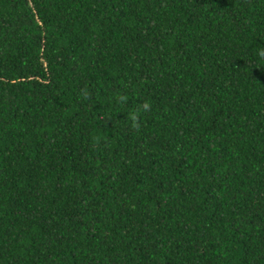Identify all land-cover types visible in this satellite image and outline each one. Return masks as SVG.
Listing matches in <instances>:
<instances>
[{"label": "trees", "instance_id": "obj_1", "mask_svg": "<svg viewBox=\"0 0 264 264\" xmlns=\"http://www.w3.org/2000/svg\"><path fill=\"white\" fill-rule=\"evenodd\" d=\"M0 264H264V0H0Z\"/></svg>", "mask_w": 264, "mask_h": 264}, {"label": "clouds", "instance_id": "obj_2", "mask_svg": "<svg viewBox=\"0 0 264 264\" xmlns=\"http://www.w3.org/2000/svg\"><path fill=\"white\" fill-rule=\"evenodd\" d=\"M145 109H147L148 105H144Z\"/></svg>", "mask_w": 264, "mask_h": 264}]
</instances>
